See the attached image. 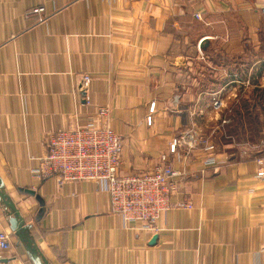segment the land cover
<instances>
[{
    "label": "crops",
    "instance_id": "obj_1",
    "mask_svg": "<svg viewBox=\"0 0 264 264\" xmlns=\"http://www.w3.org/2000/svg\"><path fill=\"white\" fill-rule=\"evenodd\" d=\"M263 10L264 0H0V176L47 264H264L253 160L264 129L246 121L264 119ZM102 106L123 139L122 175L181 173L152 230L111 214L92 183L33 173L49 134ZM210 156L217 164L203 166ZM23 189L44 199L40 220ZM0 231H11L1 203ZM4 257L34 264L14 235Z\"/></svg>",
    "mask_w": 264,
    "mask_h": 264
},
{
    "label": "built area",
    "instance_id": "obj_2",
    "mask_svg": "<svg viewBox=\"0 0 264 264\" xmlns=\"http://www.w3.org/2000/svg\"><path fill=\"white\" fill-rule=\"evenodd\" d=\"M44 12L43 6L31 10L35 15ZM90 83L91 77L84 76L83 88L87 89ZM213 107L215 111H221L224 104L216 100ZM154 109L155 104H152L146 118L149 125L153 122ZM94 115L84 123L75 119L69 127L49 134L45 140V153L37 159L39 167L33 173L41 178L56 177L60 184L92 183L96 194L106 196L111 214L119 216L125 224L152 230L156 221L171 209V199L177 190L176 178L181 173L170 165H163L145 173L122 175L123 139L109 124L110 109L98 107ZM226 123L228 121L223 120L222 124ZM182 143V139L174 140L170 151L175 152ZM206 150L212 151L214 146L208 144ZM253 160L259 188L264 189V141L257 147ZM216 164L214 156L203 162V166ZM181 206L192 208L189 203ZM12 239L11 231H0V264H8L4 256L12 248Z\"/></svg>",
    "mask_w": 264,
    "mask_h": 264
},
{
    "label": "water",
    "instance_id": "obj_3",
    "mask_svg": "<svg viewBox=\"0 0 264 264\" xmlns=\"http://www.w3.org/2000/svg\"><path fill=\"white\" fill-rule=\"evenodd\" d=\"M23 192L33 196L40 205V210L37 215V220H40L45 214V201L37 194L35 190L23 189ZM0 203L4 206L7 216L8 223L11 232L18 240L19 244L24 245L25 251L33 261L34 264H47L45 259L41 256L39 250L32 242L29 232L32 228L31 225L26 223L25 218L22 216L20 209L11 199L10 195L5 189V184L0 176ZM158 235H154L149 242L150 246H154L157 243Z\"/></svg>",
    "mask_w": 264,
    "mask_h": 264
},
{
    "label": "trees",
    "instance_id": "obj_4",
    "mask_svg": "<svg viewBox=\"0 0 264 264\" xmlns=\"http://www.w3.org/2000/svg\"><path fill=\"white\" fill-rule=\"evenodd\" d=\"M246 117H247V119H246V121L247 122H250V123H252L253 125H255V127L257 128V126H260V122H261V128L262 129H264V119L262 120V121H260V120H258V121H256L254 118H250V116H248V114L246 115ZM242 122V121H241ZM241 122H238L237 124H235V126L238 128V126L239 125H243V123H241ZM230 123V122H229ZM227 124V127H226V131H227V133L228 134H230L231 136H234L235 138H237L238 140H241V139H244L245 138V136H243L242 134H233L234 132H232V130H231V128H232V126H234V125H230V124ZM257 125V126H256ZM259 131V130H258ZM258 138L259 137H264V136H257ZM260 139V138H259Z\"/></svg>",
    "mask_w": 264,
    "mask_h": 264
},
{
    "label": "rangeland",
    "instance_id": "obj_5",
    "mask_svg": "<svg viewBox=\"0 0 264 264\" xmlns=\"http://www.w3.org/2000/svg\"><path fill=\"white\" fill-rule=\"evenodd\" d=\"M233 138H235L234 136H232ZM256 137V136H255ZM235 139H237V138H235ZM238 140V139H237Z\"/></svg>",
    "mask_w": 264,
    "mask_h": 264
}]
</instances>
